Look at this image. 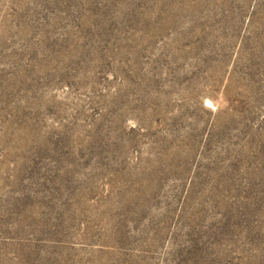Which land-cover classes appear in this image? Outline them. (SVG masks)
I'll return each instance as SVG.
<instances>
[{
  "label": "rangeland",
  "instance_id": "1",
  "mask_svg": "<svg viewBox=\"0 0 264 264\" xmlns=\"http://www.w3.org/2000/svg\"><path fill=\"white\" fill-rule=\"evenodd\" d=\"M0 264H264V0H0Z\"/></svg>",
  "mask_w": 264,
  "mask_h": 264
}]
</instances>
